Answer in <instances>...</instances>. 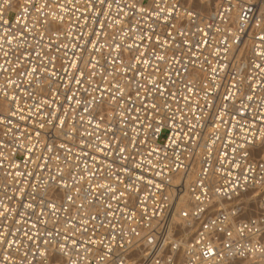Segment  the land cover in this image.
<instances>
[{
	"label": "built area",
	"instance_id": "2783aa9c",
	"mask_svg": "<svg viewBox=\"0 0 264 264\" xmlns=\"http://www.w3.org/2000/svg\"><path fill=\"white\" fill-rule=\"evenodd\" d=\"M110 2L104 15L94 16L85 0H0V103L15 95L21 109L0 124V202L12 208L21 187L31 190L60 172L75 200L55 216L44 209L41 221L33 215L22 222L32 239L0 248V264H39L45 240L64 244L76 264H110L109 248L120 245L148 249L161 264L263 255L264 199L257 193L264 184L244 155L245 139L264 135V23L256 0H204L207 10L195 22L181 7L184 0H140L135 10L125 5L136 0ZM31 69L43 83L35 72L22 75ZM77 69H86V77L96 72L83 84L87 94L73 81ZM149 79L174 95L148 93ZM138 83L144 87L137 95ZM102 93L107 112L95 102L76 103ZM146 94L158 111L141 107ZM49 96L55 102L37 113ZM57 116L70 136L59 134ZM105 144L106 157L97 150ZM98 166L102 171L91 175ZM184 192L190 206L178 207ZM54 229L59 234L48 235ZM13 233V239L22 235Z\"/></svg>",
	"mask_w": 264,
	"mask_h": 264
},
{
	"label": "snow or ice",
	"instance_id": "6c2138e0",
	"mask_svg": "<svg viewBox=\"0 0 264 264\" xmlns=\"http://www.w3.org/2000/svg\"><path fill=\"white\" fill-rule=\"evenodd\" d=\"M71 0H69V3ZM87 5L91 6V9H95L93 12L94 16H100L104 15V9L111 8V2L110 0H85ZM140 3V0H136L135 3L131 5H125L126 7H131L132 9L137 8V4ZM187 5L186 7L184 5ZM155 7H159V5H155ZM173 8L176 6L173 5ZM181 7L184 10L185 15L187 18L195 22L198 19H202V13L207 10L208 4L207 3H200V0H184V4L181 5ZM255 7L257 11L259 12V21L258 23H264V0H256ZM231 10V9H229ZM241 10L245 14V18L248 14V7L246 5L241 4ZM141 12H147L148 8H141ZM62 20L63 17H60ZM47 23V22H46ZM97 23H100L101 29L105 27L104 23H101L100 21H97ZM53 30H55V26H53ZM180 35H184L183 32L179 33ZM92 37H96V31L95 29L91 33ZM98 39V38H97ZM10 43V41H9ZM87 43L91 44L94 49L97 48V43L93 42L92 39H90ZM15 55V53H14ZM5 56H7V52H5ZM23 57V53L21 56L17 57V62L21 60ZM159 59H163V57H160ZM179 62V61H177ZM6 63H11L10 61H6ZM141 63H147V61H142ZM88 64L95 68V63L92 61H89ZM72 66H75V63H73ZM259 67V66H257ZM126 68L128 70L131 69V65H127ZM4 71H8L7 69H4ZM32 72L36 73V80L39 83H43L39 80V72L36 71V69H31V71H26L22 73V75H30ZM79 79L76 77H73V81L75 84L80 86V89H83V91L87 94L88 89L83 88V84L85 80L90 81L93 76L96 75L95 71H92L87 74V77L85 76L86 69H77ZM139 73V70H135L134 74L131 79H135L136 75ZM21 75V74H18ZM54 76V73L51 74ZM154 76V74H153ZM13 81L10 79L6 82V86L11 85ZM31 83V82H30ZM147 83L151 84V88L148 89V93H151L154 89L157 93L160 94L161 98L163 97V94L165 91H168L170 95H174L171 93L170 89L167 88V86L161 87L160 84H157L154 79H149ZM89 87H92L91 83H89ZM144 87V85L137 84V95L139 94V89ZM16 88L19 89L20 85L16 84ZM78 89V90H80ZM93 90L98 91V88H94ZM69 92L72 91L71 88L68 89ZM191 91V89H189ZM117 92L121 93L122 97V90L117 86ZM4 97L8 98L9 94L8 91L5 90L3 93ZM75 96V93L73 95L69 96L65 94V100H72ZM116 96L112 95L111 100H116ZM247 99H251L250 96L246 97ZM49 100H51L53 103L55 102V96H49L48 99L44 101L43 104H39L36 106V112L42 113L43 109L45 107H51L49 104ZM17 97L15 95H12L10 98H8L7 103H0V124L4 123L5 116H15L17 115V112L21 111V109L16 104ZM103 101V93L100 98L97 97H91V101L88 99H85L84 101H81L79 99H76V103H84L85 105L91 104V102H95L97 107L102 112H107V106L102 103ZM141 107L145 108L149 111H158L157 104L155 100L149 101L146 98L144 100H141ZM150 105V106H149ZM88 108L85 107V111H87ZM55 114V110L48 112V121L52 122V116ZM21 119H25L24 116L20 117ZM101 120L104 119L103 116L100 117ZM42 119V117H41ZM131 119V117H129ZM10 123V121H9ZM56 125L59 130V134L64 135L65 137H68L71 135L73 130L65 131L66 127V120L60 119L58 116L56 117ZM41 128L44 127V122L42 121L39 125ZM99 127V124H97V128ZM8 131H11L9 128ZM7 135V132L5 133ZM39 135V133H37ZM113 137H115L116 133L112 132L111 134ZM47 147V146H46ZM63 147V145H61ZM51 150L50 148L48 149ZM97 150L104 155L107 156V151L110 150V145L105 144L103 148H97ZM70 151V150H69ZM116 151L123 152L124 149L117 148ZM244 155L246 158H250L252 161L256 163V165L260 168L261 171V183L264 184V135H262L259 138H254L253 140L249 141L245 139V145H244ZM259 156L260 159L257 160L256 157ZM42 159V157L40 158ZM93 163L96 162V157H91ZM123 159V157H121ZM48 164L45 162V167H47ZM39 167V165H37ZM102 168L98 166L96 168L95 172H91V175H96L97 173L101 172ZM19 175V173H17ZM65 177L62 172H60L58 175L49 174V177L47 180H44L42 177L38 181L37 185L30 186V189H25L21 187L19 189L20 193V199L17 201L16 206L9 208L6 205L3 204V202H0V248H3L5 250L11 249L16 245L17 241L21 240L23 237H27L28 239H32V237L28 236V232L25 231L24 225L22 222H26L28 219H30L33 215L36 216L37 221H41V218L43 216L44 209H47L53 216H55L56 211L62 210L66 204H75V200L73 196L68 192V189L71 187L67 183H61V181H64ZM101 187H106V185H100ZM63 191L64 195L58 200L57 197L59 194ZM257 195L260 196L261 199H264V189H261L260 192L257 193ZM249 199H254V196L249 195ZM7 199H12V197H7ZM82 207V206H80ZM37 209H40L39 214H37ZM11 218V222H10ZM95 219V217H92ZM33 228H35V224L32 225ZM13 228L16 229V232L21 233L22 235H18L14 237ZM242 231V229H241ZM59 229H54L53 231H50L48 235H58ZM231 235V233H229ZM67 239V237H65ZM167 243V242H166ZM131 244V242H129ZM149 244H151V241H149ZM19 251V248L16 249ZM109 253H111V259L110 264H161V261L159 259L157 260H151V254L148 249H140L139 252L134 250L131 246L128 248H125L124 245H120V250L116 252H112L111 248H109ZM163 253V249L161 250ZM27 253H25V256ZM41 260L39 264H76L75 261L70 260L68 258V253L66 251V246L64 244H58L53 243L48 240L44 241V250L40 252ZM7 259V258H5ZM25 264L27 262L25 261ZM164 264H175V260L171 261H164ZM221 264H232L231 260L223 259Z\"/></svg>",
	"mask_w": 264,
	"mask_h": 264
},
{
	"label": "bare ground",
	"instance_id": "6f19581e",
	"mask_svg": "<svg viewBox=\"0 0 264 264\" xmlns=\"http://www.w3.org/2000/svg\"><path fill=\"white\" fill-rule=\"evenodd\" d=\"M202 1L204 0H200V3H202ZM193 176L191 175L189 179H192ZM250 194L247 195V197H249ZM188 207L190 206L189 201L186 199V192H184L182 194L180 203L178 205V207ZM232 264H264V254L258 257H248V258H241V259H237L232 261Z\"/></svg>",
	"mask_w": 264,
	"mask_h": 264
}]
</instances>
